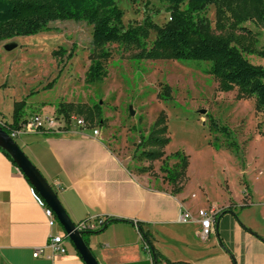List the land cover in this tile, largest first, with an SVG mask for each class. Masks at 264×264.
<instances>
[{"label":"rangeland","instance_id":"obj_1","mask_svg":"<svg viewBox=\"0 0 264 264\" xmlns=\"http://www.w3.org/2000/svg\"><path fill=\"white\" fill-rule=\"evenodd\" d=\"M116 2L124 12L126 25L144 18L147 0ZM250 3L219 0L218 5H209L199 17L219 34L218 25L228 26L233 20L230 8L238 11L244 5L241 10L245 11ZM167 8L166 2L150 0L149 10L159 11L153 14L157 24L169 21ZM245 25L256 34L257 49L264 50L262 22L252 19ZM155 37L156 33L151 32L148 47ZM7 45L13 48L6 49ZM61 49L65 55L56 56L55 51ZM92 49V26L73 20L54 21L38 33L2 41L0 108L6 119H11L13 101L25 97L29 113L55 116L61 103L73 105L72 114L78 116L82 115L76 113V108L99 104L102 121L88 123L89 128H97L119 155L128 158V166L135 174L146 173L172 190L160 167L166 157L179 151L189 163L182 191L196 210L201 202L198 196L205 202L219 203V208L252 200L254 208L250 212L264 216V110H258L255 97L239 98L237 89L222 91L209 73L211 61L139 60L133 57L139 50L136 46L118 44L106 46L111 54L105 63L107 76L89 83L86 73ZM246 56L252 63L264 65L261 56ZM52 81L55 82L50 86ZM161 115L166 117L169 138L165 156L154 162L140 159V132L147 134ZM212 119L227 132L216 129ZM16 142L32 161L23 141ZM177 162L175 158L169 160L171 166Z\"/></svg>","mask_w":264,"mask_h":264},{"label":"crops","instance_id":"obj_2","mask_svg":"<svg viewBox=\"0 0 264 264\" xmlns=\"http://www.w3.org/2000/svg\"><path fill=\"white\" fill-rule=\"evenodd\" d=\"M13 109L7 120L0 108V123L12 122ZM32 114L37 113L27 111L25 118ZM19 139L72 221L120 220L83 235L100 264H152L139 225L150 233L160 254L158 264H264V216L250 212L252 200L219 208V203L198 196L199 209L214 212L212 231L203 237L196 218L199 209L190 197L183 191L173 195L168 184L153 181L146 173L135 174L128 158L119 155L101 132L95 136L92 129L72 127ZM45 207L23 172L0 150V264H86L69 239L65 254L33 256L51 236L66 237L58 220L49 225ZM182 211L190 212L193 219L179 221Z\"/></svg>","mask_w":264,"mask_h":264},{"label":"trees","instance_id":"obj_3","mask_svg":"<svg viewBox=\"0 0 264 264\" xmlns=\"http://www.w3.org/2000/svg\"><path fill=\"white\" fill-rule=\"evenodd\" d=\"M168 4L170 19L164 25L154 21L157 12H151L150 0H147L145 16L141 21L124 23V12L116 0H0V43L15 36L30 35L49 28L54 21L73 20L86 22L92 26L91 63L86 73V80L94 83L107 76L105 63L111 54L106 49L109 44L136 46L139 50L134 58L139 60L174 59L180 61L208 60L212 62L209 73L215 77L222 91L238 90L239 98L255 97L258 110H264V65L252 63L246 55H259L264 59V50L257 49L256 34L245 24L255 19L264 25V0H250L249 9L236 11L230 8L233 20L229 25L219 24V34L213 32L211 25L199 15L211 4L218 5L219 0H160ZM219 16L222 9L219 8ZM151 32L156 37L148 47ZM74 48V47H73ZM70 53V56L72 55ZM55 55H65L63 49ZM52 81L49 85H53ZM27 97L14 103L12 122L3 123L4 129L21 126L27 115ZM74 111L71 104L61 103L58 115L69 118ZM76 113L85 117L91 125L102 121V109L99 104L93 108H76ZM216 129L227 132L226 127H219L212 119ZM166 117L161 115L147 134L140 132L142 147L140 159L154 162L165 156L167 136ZM11 160L10 155L0 148ZM170 158L178 159L171 166ZM13 161V160H12ZM188 158L181 152L166 157L160 167L165 181L172 185L171 193L177 195L182 191V180L186 176ZM148 171V168L141 169ZM47 206V205H46ZM119 219L107 220L100 232ZM142 239L148 244L154 262H160V254L155 250L150 233L138 226ZM257 235V234H256ZM188 264V263H177Z\"/></svg>","mask_w":264,"mask_h":264},{"label":"built area","instance_id":"obj_4","mask_svg":"<svg viewBox=\"0 0 264 264\" xmlns=\"http://www.w3.org/2000/svg\"><path fill=\"white\" fill-rule=\"evenodd\" d=\"M3 124V123H2ZM4 126V124H3ZM76 127L79 130L86 131L87 129H92L93 135L97 136L100 131L97 128H89L88 122L84 117L72 114L69 118L62 115H45V114H32L31 116L25 118L18 128L10 129V135L15 139H19L23 135L34 133V132H60L67 130V128ZM45 213L49 221V225L52 227L57 223V218L48 206L45 207ZM196 218L200 223V234L203 237H207L213 226L214 212L208 209H199L196 214ZM193 219V216L188 211H182L179 215V221L189 222ZM107 219L105 217H91L84 219L76 223L77 228L81 231H97L105 226ZM141 235V233H140ZM142 237V235H141ZM66 237L62 235H53L49 238L46 245L38 247L34 250L33 256L40 257L42 255H47L48 257H53L54 255L65 254L67 252V247L65 244ZM143 240V239H142ZM143 249L147 252L149 259L152 264H156L152 257L150 248L148 244L143 240ZM47 250L50 254H47Z\"/></svg>","mask_w":264,"mask_h":264},{"label":"water","instance_id":"obj_5","mask_svg":"<svg viewBox=\"0 0 264 264\" xmlns=\"http://www.w3.org/2000/svg\"><path fill=\"white\" fill-rule=\"evenodd\" d=\"M12 48L11 45L6 46V49L10 50ZM205 112V110L202 111V113ZM0 148L10 155L13 162L23 172L38 195L43 199L45 204L52 209L58 223L63 227L66 233V239H69V241L73 243L84 262L86 264H100L83 236L86 232L90 231H81L77 228L76 223L72 221L66 211L58 193L17 144L16 140L4 129L2 123H0Z\"/></svg>","mask_w":264,"mask_h":264}]
</instances>
